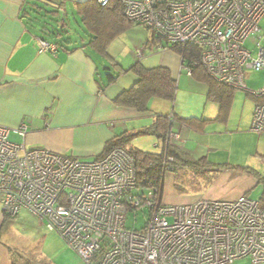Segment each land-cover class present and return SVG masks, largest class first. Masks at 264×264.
Wrapping results in <instances>:
<instances>
[{
    "label": "built area",
    "instance_id": "built-area-1",
    "mask_svg": "<svg viewBox=\"0 0 264 264\" xmlns=\"http://www.w3.org/2000/svg\"><path fill=\"white\" fill-rule=\"evenodd\" d=\"M110 0H96L106 7ZM124 17L150 30L159 51L193 47L205 74L234 91L256 99L251 131L264 135V85L248 89L249 72L264 71L261 39L264 0H123ZM40 53L56 45L37 40ZM137 56L141 57L140 52ZM196 63L181 59L180 70L192 75ZM26 124L0 126V205L14 218L22 210L57 233L83 264H233L248 259L264 264V208L246 197L201 199L168 205L158 187L138 183L135 163L115 148L90 161L26 148ZM11 138H18L14 142ZM169 134L163 144L162 177L171 175ZM145 212V227H126L129 215Z\"/></svg>",
    "mask_w": 264,
    "mask_h": 264
},
{
    "label": "crops",
    "instance_id": "crops-1",
    "mask_svg": "<svg viewBox=\"0 0 264 264\" xmlns=\"http://www.w3.org/2000/svg\"><path fill=\"white\" fill-rule=\"evenodd\" d=\"M26 1L0 0V126L16 129L26 124V148L45 149L67 158L90 161L101 155L106 143L119 135L138 134L130 144L132 148L144 151V144L148 143L150 149L154 144V151L144 152L159 153L160 140L155 135H146L145 131L152 127L156 115L172 113L177 119H195L192 127L173 126L180 137L176 148L193 160L204 158L207 165H199L198 175L202 177L199 193L178 195L174 178L164 181L162 200L165 204L240 197L253 200L254 191L258 189L254 201L264 198V135L257 136L251 131L254 100L247 117L236 119L232 105L222 111L216 101L208 103L202 82L184 75L180 60L164 68L177 81V90L181 88L186 92L193 85L199 87L205 103L197 113H189L176 105L170 108L168 102L157 99L149 101L146 113L121 107L116 103L117 97L137 81L131 68L137 64L146 69L155 68L151 60L132 56L129 63H118L109 54L112 44L107 58L94 53L88 41L83 44L82 40L67 47L59 45L55 54L40 53L37 34L25 25L22 9ZM52 4L65 12L64 0L52 1ZM71 32L77 35L75 30ZM108 75L114 78L112 83H107ZM183 171L190 173L186 167ZM37 221L40 220L37 218ZM6 224L0 205V264H24L26 255L12 233H4ZM59 252L66 260L72 255L62 244Z\"/></svg>",
    "mask_w": 264,
    "mask_h": 264
},
{
    "label": "trees",
    "instance_id": "trees-1",
    "mask_svg": "<svg viewBox=\"0 0 264 264\" xmlns=\"http://www.w3.org/2000/svg\"><path fill=\"white\" fill-rule=\"evenodd\" d=\"M122 1L123 0H110L106 7H100L96 0L74 2L73 6L75 13L80 18L81 27L89 37L87 44L94 53L100 56L108 58L107 50L109 46L115 39L124 33L128 26L132 25L129 24L124 17ZM51 3L52 0H27L22 9L25 25L30 26L31 22L32 25H34L33 20H36L37 17L44 19L47 17L46 20L53 22L54 26L46 21L43 22L44 25L39 24L41 33L37 35V37L56 45L57 49L59 44H63L60 45L62 47L74 44L76 40H74L72 36L71 38L68 37L66 40L63 38L69 35V30L65 23L66 13L64 11H59L58 6L54 5L52 10H47V7H51ZM26 20H29L30 23ZM49 26H52L51 29L48 28ZM60 39L63 43L58 44L56 40ZM153 39L156 40L154 36L152 37V40ZM170 49H178L181 59H183L185 63H198L199 57L197 49L188 46H174ZM131 70L137 76V81L129 90L117 97L116 103L121 107L132 108L139 113H146L149 111L148 103L152 99L168 102L169 104L174 101L177 81L171 77V73L167 68L155 67L146 69L137 64L134 65ZM191 77L208 86V97L216 101L222 111H227L229 109L232 96L235 92L234 90L210 79L205 74L203 68L198 64L197 67L193 69ZM113 81L114 78L108 75L107 83H112ZM247 96L256 101L253 97ZM194 124L195 119H177L172 113L168 116L156 115L154 124L149 130L145 131V134L155 135L158 140H160L161 146L163 147L167 136L175 133L172 129L173 126L177 128L179 125L192 127ZM137 135L138 134L119 135L106 143L103 152L98 157H102L105 153L115 148L125 150L135 163L137 182L149 181L162 192L164 185L162 177L163 149L161 148L159 153H150L132 148L130 144ZM177 143L178 142L175 144ZM166 155L171 157L173 161L169 167L172 170L171 175L174 177L175 192L181 195L199 193L202 189V183L200 181L202 177L198 175L200 171L199 165L200 163L207 165L204 158L201 160H193L179 151L176 146H169L166 150ZM184 167L188 169V172H190L189 174L183 171ZM255 176L259 177L256 174ZM260 204H262L261 206L264 208V198H262ZM5 218L8 220L9 216L5 215ZM30 260L31 259H26L24 264H37Z\"/></svg>",
    "mask_w": 264,
    "mask_h": 264
},
{
    "label": "rangeland",
    "instance_id": "rangeland-1",
    "mask_svg": "<svg viewBox=\"0 0 264 264\" xmlns=\"http://www.w3.org/2000/svg\"><path fill=\"white\" fill-rule=\"evenodd\" d=\"M52 1L58 3V1L61 0ZM80 1L84 0H64L66 13L65 23L69 30V35L67 37L64 36L63 38L64 40H66L68 37L71 38L73 34V32L71 31L75 30V34L77 35L74 36L73 34V36L76 42H80L82 40V43L86 44V42L88 41V36L81 27L80 18L76 15L73 7L74 2ZM53 5L54 4L50 5L51 7H47V10H52L54 8ZM46 19L47 17H45V19L39 17H37L36 20L32 19L34 21V25H32V22L30 23L29 20H26L28 23H30V26H28L29 30L39 35L41 33V27L39 26V24L44 25L43 22L46 21L49 22L50 25L54 26L53 22ZM52 26H49L48 28L51 29ZM260 28L262 30L261 39L258 41L255 38H251L246 42L245 46L249 50H254L256 48L257 43L264 47V19L260 23ZM152 37L153 35L151 31L146 29L145 27L141 25H130L127 27V29L122 35H120L117 39L113 41L109 50V54L111 55V58L113 60L117 59L118 63H121L122 61L123 63H129L127 61L132 60L133 57L137 56V52H140L141 56H143L142 58L146 60H151L150 64L154 65V67H164L165 65L168 66L169 64L175 65L177 64L176 62L181 60V56L178 49L159 51L157 49V44L160 43V41L154 39L152 40ZM56 41L58 42V44L63 43L61 39ZM92 54L96 59L98 58L97 55H95L94 53ZM182 73L187 77H191L185 74V71H182ZM246 84L248 89H261L264 85V71L249 72ZM202 85L199 86H202V88L207 90L206 97H208L209 88L204 83H202ZM198 88L199 87L193 85V87L190 88L192 90L191 92H189L190 89H187L186 92H182L181 88L179 90H176V96L174 98V101L170 102V108L174 109L176 105L179 109L188 110L189 113H195L196 111H199V109L204 106L205 96H200V91ZM234 95L235 97L232 98L233 103L231 105L233 107L234 112H236L234 115L235 118L239 119L240 116L247 117L246 114L249 113L250 108H253L252 99L246 96V93L241 90L235 91ZM207 101L208 103H211L212 99L209 98V100ZM230 116H232V114ZM140 139L147 138L140 137ZM11 140L14 142L17 141L14 138H11ZM178 141H180V139ZM142 147L143 149H145L144 151H152L153 149H155L154 144L151 145L152 149H150L148 143L144 144ZM171 177L174 178L172 175H170L167 176L166 180H170ZM258 192L259 189L254 191V195L252 196L253 201L256 199V194ZM162 193L163 191L161 192V196ZM162 202L165 203L164 200H162ZM146 222L147 217L145 212H138L136 215L128 216L126 220V227L134 230H139L145 227ZM8 231H10V233H12V235L14 236L17 246L22 247V249L20 250L24 253L23 255H26L25 258L28 260L31 259L37 264H49L50 262H53V264L62 262H64L65 264H83L81 260L74 254V252L67 246L66 242L57 233L47 231L42 222L37 221V218L28 213L26 210H22L14 218H8L7 224L4 227V233L7 234L9 233ZM61 244L72 252H70L72 254H70V259L66 260L63 255L60 254L59 251L61 250ZM233 264H252V262L248 259H241L235 261Z\"/></svg>",
    "mask_w": 264,
    "mask_h": 264
}]
</instances>
